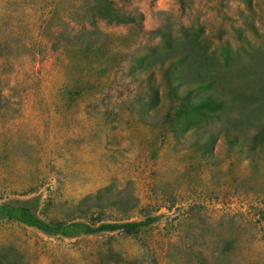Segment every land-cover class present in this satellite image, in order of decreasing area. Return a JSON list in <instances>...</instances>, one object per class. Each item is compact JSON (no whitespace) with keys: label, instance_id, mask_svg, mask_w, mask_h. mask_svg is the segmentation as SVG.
Listing matches in <instances>:
<instances>
[{"label":"rangeland","instance_id":"rangeland-1","mask_svg":"<svg viewBox=\"0 0 264 264\" xmlns=\"http://www.w3.org/2000/svg\"><path fill=\"white\" fill-rule=\"evenodd\" d=\"M24 200L142 226L0 220V264H264V0H0V205Z\"/></svg>","mask_w":264,"mask_h":264},{"label":"trees","instance_id":"trees-1","mask_svg":"<svg viewBox=\"0 0 264 264\" xmlns=\"http://www.w3.org/2000/svg\"><path fill=\"white\" fill-rule=\"evenodd\" d=\"M109 12L99 11L98 16L108 22L122 24L130 22V17H125L108 8ZM208 105V104H207ZM208 107H211L208 105ZM35 204L31 200L21 202H9L0 205V220L14 221L26 227L34 228L46 235H59L65 238H74L78 235H91L99 232L122 231L125 234L135 233L141 226V222H123L111 224H98L91 222H45L37 217L34 212Z\"/></svg>","mask_w":264,"mask_h":264}]
</instances>
